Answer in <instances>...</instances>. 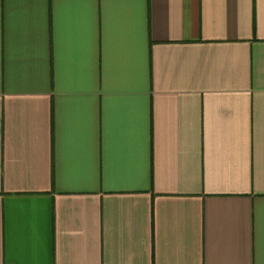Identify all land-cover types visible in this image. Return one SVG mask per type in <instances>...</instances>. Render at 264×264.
I'll return each mask as SVG.
<instances>
[{"label":"crops","instance_id":"0c3cea01","mask_svg":"<svg viewBox=\"0 0 264 264\" xmlns=\"http://www.w3.org/2000/svg\"><path fill=\"white\" fill-rule=\"evenodd\" d=\"M0 264H264V0H0Z\"/></svg>","mask_w":264,"mask_h":264}]
</instances>
